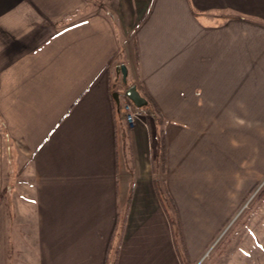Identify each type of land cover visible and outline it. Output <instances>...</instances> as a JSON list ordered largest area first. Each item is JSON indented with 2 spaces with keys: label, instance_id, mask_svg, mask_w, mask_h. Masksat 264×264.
Wrapping results in <instances>:
<instances>
[{
  "label": "crops",
  "instance_id": "obj_1",
  "mask_svg": "<svg viewBox=\"0 0 264 264\" xmlns=\"http://www.w3.org/2000/svg\"><path fill=\"white\" fill-rule=\"evenodd\" d=\"M121 63L166 119L186 260L207 247L194 230L206 204L190 199L189 132L228 147L231 163L262 153L264 0H0V193L12 190L0 264H109L118 245L116 264H183L155 181V124L143 113L130 125L115 107ZM120 168L126 205L132 192L122 236Z\"/></svg>",
  "mask_w": 264,
  "mask_h": 264
},
{
  "label": "rangeland",
  "instance_id": "obj_2",
  "mask_svg": "<svg viewBox=\"0 0 264 264\" xmlns=\"http://www.w3.org/2000/svg\"><path fill=\"white\" fill-rule=\"evenodd\" d=\"M119 86L117 85V91ZM149 119L154 123L150 116ZM189 129H191L190 122ZM189 133H191L189 141L190 199L198 206L205 202L207 207L196 212L195 217L199 219L197 222L199 225L194 230L196 235L211 237L202 255L192 262L185 258L181 218L175 201L172 202L173 198L171 199L168 194L167 178L160 167L156 168L155 131L151 143L156 183L161 191V200L169 217L182 263L264 264V141L262 145H259L262 153L259 151L257 156L246 154L241 157L244 161L240 159L241 161L231 163L225 161L223 155V150L228 147H223L217 141L205 140L199 127H193ZM220 134L221 140L228 141L229 130L222 131ZM203 141L207 142V145L202 146ZM125 160L128 162L121 153V166L125 167ZM120 170L117 201L122 214L126 207L129 179L122 172V168ZM235 170L237 172L233 173ZM239 183H242V187H239ZM11 193L12 190L7 187L6 191L0 194L9 199ZM67 197L73 201L78 194L67 195ZM45 213L52 218L57 215V210L50 209ZM213 230L215 232L212 235ZM206 253L210 257L202 260ZM113 261L114 256L111 252L109 264H113Z\"/></svg>",
  "mask_w": 264,
  "mask_h": 264
},
{
  "label": "trees",
  "instance_id": "obj_3",
  "mask_svg": "<svg viewBox=\"0 0 264 264\" xmlns=\"http://www.w3.org/2000/svg\"><path fill=\"white\" fill-rule=\"evenodd\" d=\"M129 83L132 84L134 82H129ZM137 86H138L139 90L142 92V94L149 101L148 104L146 106L140 108V110L153 119L154 124H155V128H156L157 147H156L155 158H154V160L156 162V168L158 169L160 167L161 171L163 173H165L167 171V153H168L166 133H165V128H164L165 124H166V119L163 115V112H162L160 106L155 101V99L148 93V91L144 88V86L141 83H137ZM115 91H117V89L114 90L113 92H115ZM113 100L115 103V107H120L122 105L121 102L118 103L116 101L114 95H113ZM155 181H156V179H155ZM156 185H157V183H156ZM157 188H158V192L160 194L161 193L160 188L158 186H157ZM131 196H132V192L130 193L126 208L123 210L122 214L119 213V220H118L117 226L119 228L120 236H122L124 233L125 224H126V220H127V216H128L129 204L131 201ZM2 198L3 197L0 194V202H1ZM172 202H174L173 199H172ZM119 243H120V241H119ZM119 246L120 245H118L116 248V251H115L116 255L114 257L113 264H116L117 257H118L117 255L119 252Z\"/></svg>",
  "mask_w": 264,
  "mask_h": 264
},
{
  "label": "water",
  "instance_id": "obj_4",
  "mask_svg": "<svg viewBox=\"0 0 264 264\" xmlns=\"http://www.w3.org/2000/svg\"><path fill=\"white\" fill-rule=\"evenodd\" d=\"M116 72L119 77H121L124 85H125V91L124 94L129 97L134 104L142 108L148 104V99L142 94V92L139 90L136 83H129V69L128 66L125 63L118 64L116 67ZM116 101L120 103V95L118 91H115L113 93Z\"/></svg>",
  "mask_w": 264,
  "mask_h": 264
},
{
  "label": "built area",
  "instance_id": "obj_5",
  "mask_svg": "<svg viewBox=\"0 0 264 264\" xmlns=\"http://www.w3.org/2000/svg\"><path fill=\"white\" fill-rule=\"evenodd\" d=\"M122 110L124 113V118L130 125H134L135 123H137V121L142 119L143 112L126 95H124V101L122 103ZM205 255H207V257ZM205 255L203 256L202 260L210 257L208 253H206Z\"/></svg>",
  "mask_w": 264,
  "mask_h": 264
}]
</instances>
